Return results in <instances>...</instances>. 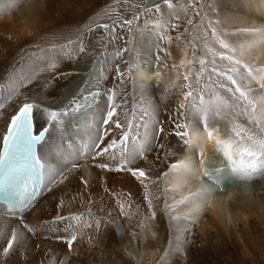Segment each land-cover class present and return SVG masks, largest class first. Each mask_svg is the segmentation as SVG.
I'll list each match as a JSON object with an SVG mask.
<instances>
[{
  "label": "bare ground",
  "instance_id": "obj_1",
  "mask_svg": "<svg viewBox=\"0 0 264 264\" xmlns=\"http://www.w3.org/2000/svg\"><path fill=\"white\" fill-rule=\"evenodd\" d=\"M101 1L0 0V103L5 105L0 109V134L17 99L10 100L9 93L20 80H24L25 87L18 99L29 97L41 107L53 109L67 107L74 96L83 104V97L89 92L100 93L85 107H68V115L51 126L45 141L38 146L41 155L57 161L53 169L65 163L70 167L71 160L79 154L78 169L68 174L63 183L38 194L37 204L27 216V221L36 226V233L18 242L7 257L0 248V264H56L57 257L62 264H253L264 256V175L237 180L225 171L220 177L223 186L216 185L214 194L199 201L198 213H190L187 202L176 205V201L206 186L201 172L215 171L226 164L215 139H207L204 124L219 130L221 139L231 134L230 118L197 113L189 103L192 98L185 100V93L192 91L197 104L201 92L208 100L212 89L230 99V94L218 87L219 83L231 86L230 82L215 74L205 89L195 85L192 73L196 69L184 48L188 43L176 47L171 44V37L162 38L168 35L162 13L167 5L164 7L161 0L160 13L153 9L144 20H133L121 31L116 16L128 15L126 19H131L133 12L137 14L141 7L150 6L128 0L112 4L114 17L106 14L103 19L89 18L99 11ZM208 1L207 8L217 28L215 37L235 49L237 58L254 67H264V37L247 31L264 29V0ZM100 24L114 25V31L98 27ZM81 46L85 48L83 53L79 51ZM53 64L55 68L51 67ZM129 65L139 66L129 73ZM220 65L221 71L231 66L226 60ZM117 68L125 75L121 76ZM185 76L189 79L184 80ZM257 79L264 82V77ZM252 86L258 93L257 116L264 125V93L259 92L258 83L253 82ZM113 92L118 114L105 126L107 97ZM182 104L188 105L187 110ZM130 119L135 125L131 130L127 128ZM116 120L123 128L115 127ZM177 122L185 126L183 130L189 136L196 134L194 129L199 130V142L186 144L187 137L176 135ZM239 122L252 127L246 118ZM34 124L47 126L41 112L35 113ZM161 126L163 135L156 133V138L151 139L152 149L134 165L143 167L151 178L146 181L152 200L149 208L140 182L127 172L96 167L99 162L109 161V157L93 158L88 146L107 130L105 145L113 139L118 141L123 131H129L130 136H137L138 147L145 132V139H150ZM201 159L204 163H200ZM184 160L194 162L197 174L185 177L181 186V177L170 169L173 163ZM121 204L127 216L121 211ZM73 215L82 216L83 221L53 222L57 216ZM172 216L179 219L173 220ZM97 220L102 221L98 226L94 222ZM7 223L15 225L18 220ZM68 224L77 228L78 239L71 249L64 242L72 231L65 230ZM0 227L6 228V224L0 222ZM8 236L10 232L6 231L0 237V245Z\"/></svg>",
  "mask_w": 264,
  "mask_h": 264
},
{
  "label": "snow or ice",
  "instance_id": "obj_2",
  "mask_svg": "<svg viewBox=\"0 0 264 264\" xmlns=\"http://www.w3.org/2000/svg\"><path fill=\"white\" fill-rule=\"evenodd\" d=\"M126 2L127 0H125ZM163 4L167 5L169 9L174 7L172 0H163ZM153 9L156 13H160L161 4L154 3L152 7H144L142 13L133 15L131 19H123V25L131 26L133 20H138L143 14L151 13ZM189 23L191 24L192 21H189ZM98 27L108 30L110 33L114 31V25L110 27L109 24H100ZM247 31L257 37H264V29H250ZM212 34L213 36L216 35L215 29L212 30ZM162 38L170 39V37ZM219 45L221 48L226 49L227 53H231L219 54L220 59L228 61L231 66L225 71H220L215 67L211 71L230 82L231 86L219 83L218 87L230 94L231 98L229 99L227 96L212 89L208 100H205L203 92H201L199 103L197 104L192 91L185 93V100L188 101V98L191 97L192 99L189 101L191 107L197 113L204 114L206 117L230 118L231 134L226 139L220 138L219 130L212 129L207 123L204 124L207 139L209 141L215 139L217 151L222 152L226 164L224 167L216 168L215 171L209 172L205 170L201 172L200 176L206 182V186L176 201V205H185L187 202L190 213H198L200 211L199 201L214 194L216 185L223 186L224 181L220 177L225 171L237 180H251L256 175H264V125L261 124L257 116V101L255 97L258 93L252 86L253 82L255 84L258 83L259 92L264 93V82L257 79L258 77H264V67H254L237 58L235 49L231 48L223 39L219 40ZM79 51L83 53L85 48L81 46ZM119 55L120 53L118 52L117 56ZM199 63L202 66L200 72L203 73L205 71L203 66L206 61L205 59H200ZM137 66L139 65H129V73L133 72ZM51 67L55 68V64L51 65ZM116 71L121 76L125 75L119 68ZM199 78L198 74L197 82H199ZM26 79H28L29 83L31 82L30 77ZM188 79V76L184 77V80ZM24 87V80H20L18 85L9 93L8 98L10 100L13 97H17V99L14 101L13 114L7 122L6 130L0 134V201H3V204H0V222L6 224V228L0 227V237L5 236L6 231L10 232L6 242L0 245L4 257H7L12 252L18 242H24L29 235L36 233V226L31 225L27 221V216L31 214L37 204L38 194L45 188L63 183L67 179L68 174L78 169L77 159L79 154L71 160L70 167L65 163L53 169L52 165H56L57 161L55 159L50 161L44 155H41L38 152V146L45 141L51 126L59 122L63 116L68 115V107L75 105L76 108L74 110H78L85 107L90 99L94 100L95 97L100 95L99 92H89L87 96L83 97V104L74 96L67 107L53 109L47 106L41 107L39 103L31 101L29 97H25L23 100L18 99V97L23 96L22 89ZM82 91L86 92L88 90L84 89ZM114 96L115 93L113 92L107 97L109 107L103 118L105 126H109L118 114L119 106L114 103ZM4 107L5 105L0 103V109H4ZM181 107L187 110L188 105L182 104ZM36 112L42 113L47 126L36 127L34 124ZM242 117L246 118L248 124L252 127H246L243 123H240L239 120ZM142 126L146 127V125ZM115 127L121 129L123 124L116 120ZM134 127L133 120H128L127 128L131 130ZM184 127V125L177 122L175 124V134L182 139L187 137L184 140L186 144H191L194 141L198 143L202 138L199 135V130L194 129L193 131L196 134L189 136V133L183 130ZM214 132L217 133L215 136ZM156 133L163 135V126L155 129L151 138L147 140L145 138L148 137V133L145 132L144 137L140 138V143L137 147V136L135 134L130 136L129 131H123L118 141L113 139L105 145L104 141L108 136L107 130H105L104 134L96 137L97 142L88 146V154L93 158L105 155L109 157V161L99 162L95 165L96 167L102 170L127 172L140 182L145 189L144 200L148 202L149 208L152 207V200L149 198L150 194L146 181L151 178L143 167L134 165L137 160H143L147 151L152 149L151 139L156 138ZM130 140L132 142L131 145L129 144ZM93 147L95 151H93ZM200 155L203 157V152ZM200 163H204V160L201 159ZM170 171L177 172L181 177L179 181L181 186L185 182V177H195L197 174L192 160H184L178 164L173 163ZM46 172L48 173L47 180H45ZM57 177H60V179H57ZM83 182L87 184L86 180ZM167 207L173 206L169 205ZM120 208L123 214L127 216L128 213L124 212L123 204L120 205ZM89 216H91V213H89ZM186 218L191 220L193 216L186 215ZM172 219L177 220L179 216H172ZM9 220H18V223L12 225L7 223ZM68 220L76 221L79 224L83 221V217L80 215L70 217L57 216L53 222L60 223ZM94 222L97 226L102 223L99 220ZM68 229H72V231L68 232L69 238L64 242L71 249L74 242L78 239L76 235L77 228L76 225L68 224L65 230L68 231ZM56 231H59V229H56ZM57 238L62 239L61 237ZM56 264H62L59 257L56 258Z\"/></svg>",
  "mask_w": 264,
  "mask_h": 264
},
{
  "label": "rangeland",
  "instance_id": "obj_3",
  "mask_svg": "<svg viewBox=\"0 0 264 264\" xmlns=\"http://www.w3.org/2000/svg\"><path fill=\"white\" fill-rule=\"evenodd\" d=\"M139 1H140L139 5L143 4V6H144L148 3L147 5L152 7V5L154 3H157L160 0H158V1L157 0H139ZM161 1L163 3V0H161ZM161 1L158 3H160L162 5ZM207 1L208 0H172L174 7L172 9H169L165 5L166 6V9L164 8L165 12H162L163 17H164V21L166 22V24H165L163 21V23H164L163 27H165V30L167 29L166 32H167L168 37H171V40H170L171 44H173V45L175 44V46L177 45L179 47L181 45L184 46V44L186 45L188 43L184 48L187 50V53L190 54L188 56L191 57V61H192V64L194 66V70L196 69L193 72L195 74L193 75V73H192L193 82L199 88H204V89H205L206 84H210V82H212L211 78L213 79V75L215 76V73H213L211 71L212 67L213 68L216 67L220 71L222 70L220 64H221V61H223V60L220 59L219 54L220 53L229 54V53H227L226 49H223L220 47V45H219L220 39L216 38L212 34V30L215 29V33H216L217 28L214 26V21L212 19L213 15L210 12V8H207V6H208V3H206ZM209 1H211V0H209ZM120 2H121V4H123V3H125V0H109V1L108 0H102L99 3L100 7L98 6L99 11L92 13L93 15H90L89 18H93V19H100L101 18V19H103L102 17L106 14H108V15L113 14L111 17H114L116 10L112 6V4L116 3V5H117ZM127 2H129V1L127 0ZM150 4H152V5H150ZM163 6H164V4H163ZM205 7L207 9H205ZM143 8L144 7L140 8L141 11L139 10V13L143 12ZM212 9H214V8H212ZM97 13L98 14L101 13V17H100V14L98 15ZM134 14L135 13L133 12L132 16ZM144 15L145 14L140 16L141 19H143L144 17L147 16V14L145 16ZM127 17H129V16L124 15V16H122V18H119L117 16L115 17L116 19L119 20L118 23L120 24V26H119L120 31L122 29L128 28V27H125L126 25H123V19H126ZM189 21H192V23L190 24ZM121 24H122V26H121ZM173 25H175V27H173ZM188 33H189V35H188ZM176 38H177V40H176ZM177 42H178V44H177ZM182 43H184V44H182ZM189 48L192 50L190 51ZM190 52H192V53H190ZM193 56H195V57H193ZM192 57H193V59H192ZM200 59H205V61H206L205 65L203 66L205 69V71L203 73L200 72L201 67H202L199 63ZM213 61H214V63H213ZM198 74L200 77L199 82H197V75ZM209 74H211L212 77L209 76ZM62 140H63V138H62ZM73 140H74V142L76 141L74 138H73ZM51 145L52 144H50V146ZM229 182L230 181H228L226 183H229ZM261 252L264 255V246H262ZM230 264H233V263H230ZM253 264H264V256L260 257L259 260H255L253 262Z\"/></svg>",
  "mask_w": 264,
  "mask_h": 264
}]
</instances>
